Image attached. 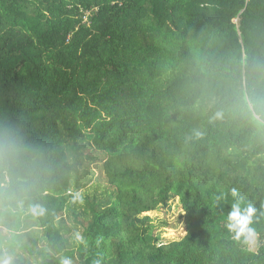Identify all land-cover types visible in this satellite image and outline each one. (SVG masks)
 Here are the masks:
<instances>
[{
    "label": "trees",
    "instance_id": "1",
    "mask_svg": "<svg viewBox=\"0 0 264 264\" xmlns=\"http://www.w3.org/2000/svg\"><path fill=\"white\" fill-rule=\"evenodd\" d=\"M0 118L51 160L0 206L13 264H264V0H0Z\"/></svg>",
    "mask_w": 264,
    "mask_h": 264
},
{
    "label": "clouds",
    "instance_id": "2",
    "mask_svg": "<svg viewBox=\"0 0 264 264\" xmlns=\"http://www.w3.org/2000/svg\"><path fill=\"white\" fill-rule=\"evenodd\" d=\"M50 173L51 160L46 150L29 138L19 122L0 118V206L23 207L30 194L46 184ZM29 210L33 214L44 212L36 204H30ZM255 211L251 205L244 210L238 204L233 205L228 227L238 237L251 236ZM0 264H13L12 257L0 256ZM61 264H72V261L64 257Z\"/></svg>",
    "mask_w": 264,
    "mask_h": 264
},
{
    "label": "rangeland",
    "instance_id": "3",
    "mask_svg": "<svg viewBox=\"0 0 264 264\" xmlns=\"http://www.w3.org/2000/svg\"><path fill=\"white\" fill-rule=\"evenodd\" d=\"M94 152H95V150H94ZM85 153H86V155L87 154H91V155L95 154L93 152L91 153V150H89V149H87L85 151ZM84 159H85V161L83 162L84 163L83 165L85 166V165L88 164L87 166H89V168L94 171V173L92 175L91 174L89 175V178H91V179L88 182V184L84 187V190H86V192L93 193V191L95 190L96 185L99 182L102 183V184H104L106 182L104 180V178H102L101 180L99 178V176H100L99 173L101 171V163H102V161H99L97 159L96 160H94V159L89 160V158L87 156ZM83 165H82V167H83ZM79 193H81V191H79ZM177 208H178V206H177V200H176V202L173 203L172 208L170 210L169 209L168 210L167 209H162V210H157V211L151 212L150 214L154 218L162 219V218L166 217L171 222H178V214H179V212H178ZM63 217L66 219V221L70 225L71 220H69L68 214L64 213ZM79 229H80V227H79ZM184 232H185L184 227L182 226V224H179L178 228H176V229H174V228H166L164 230L163 235L166 238H168V239H170V238L171 239H174V238L177 239L180 236H182L184 234ZM7 234H8L7 228L3 227L2 225H0V236L1 235H7ZM79 236H80V232L78 234V237ZM251 244H252V247L255 249L256 248L255 240H252Z\"/></svg>",
    "mask_w": 264,
    "mask_h": 264
}]
</instances>
